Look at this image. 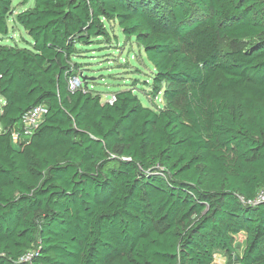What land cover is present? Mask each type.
I'll use <instances>...</instances> for the list:
<instances>
[{
	"label": "trees",
	"instance_id": "trees-1",
	"mask_svg": "<svg viewBox=\"0 0 264 264\" xmlns=\"http://www.w3.org/2000/svg\"><path fill=\"white\" fill-rule=\"evenodd\" d=\"M13 1L0 39L12 17L30 42L0 45V264H264V0ZM109 26L161 106L84 87Z\"/></svg>",
	"mask_w": 264,
	"mask_h": 264
},
{
	"label": "rangeland",
	"instance_id": "rangeland-1",
	"mask_svg": "<svg viewBox=\"0 0 264 264\" xmlns=\"http://www.w3.org/2000/svg\"><path fill=\"white\" fill-rule=\"evenodd\" d=\"M34 0H14L12 8L13 16L17 13L32 8ZM9 36L0 39V45L26 47L25 42H30L25 31L14 24L12 17L8 19ZM110 41L107 45L101 40L97 45L87 47L83 57L78 60L82 63L84 80L89 89L100 95L102 103L110 95L127 89H132L144 107L161 106V96H154L151 92V75L153 68L146 60L143 51L134 41L125 39L116 26H109ZM222 49H230L233 46L222 43ZM84 49V48H82ZM84 51V50H83ZM80 84V83H79ZM3 100L0 98V107ZM215 256L219 264H234L226 258ZM223 259V260H222Z\"/></svg>",
	"mask_w": 264,
	"mask_h": 264
},
{
	"label": "built area",
	"instance_id": "built-area-1",
	"mask_svg": "<svg viewBox=\"0 0 264 264\" xmlns=\"http://www.w3.org/2000/svg\"><path fill=\"white\" fill-rule=\"evenodd\" d=\"M79 82L76 78L71 79L69 81L68 87L69 90L73 91L76 88L79 87ZM106 101H104L105 103L112 105L115 101V96L112 94L110 95L108 98L105 99ZM46 114V109L44 106H36L33 109H31L29 112H27L23 118H22V128L24 131V135H31L34 130L39 126V124L42 121L43 116ZM16 136H14V139L16 140ZM263 197L260 196L259 197V201H262ZM216 264H218L216 262Z\"/></svg>",
	"mask_w": 264,
	"mask_h": 264
},
{
	"label": "crops",
	"instance_id": "crops-1",
	"mask_svg": "<svg viewBox=\"0 0 264 264\" xmlns=\"http://www.w3.org/2000/svg\"><path fill=\"white\" fill-rule=\"evenodd\" d=\"M0 108H1V107H0ZM236 247H237L236 253L240 255L241 252H242V250H243V247H244L243 243H242V242L237 243V244H236ZM216 256H221V257H223L222 255H216ZM224 258H225V257H224ZM224 258H223V259H224ZM223 259H222V260H223ZM215 262H216V261H215ZM218 264H219V263H218Z\"/></svg>",
	"mask_w": 264,
	"mask_h": 264
},
{
	"label": "water",
	"instance_id": "water-1",
	"mask_svg": "<svg viewBox=\"0 0 264 264\" xmlns=\"http://www.w3.org/2000/svg\"><path fill=\"white\" fill-rule=\"evenodd\" d=\"M79 82V81H78ZM84 87H86V84H84Z\"/></svg>",
	"mask_w": 264,
	"mask_h": 264
}]
</instances>
